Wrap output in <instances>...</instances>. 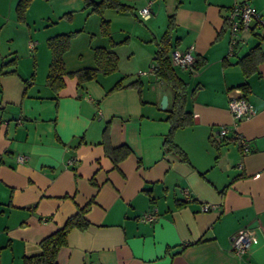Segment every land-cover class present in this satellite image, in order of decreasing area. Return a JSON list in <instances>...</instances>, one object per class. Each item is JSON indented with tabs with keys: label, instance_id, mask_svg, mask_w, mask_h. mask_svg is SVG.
<instances>
[{
	"label": "crops",
	"instance_id": "crops-1",
	"mask_svg": "<svg viewBox=\"0 0 264 264\" xmlns=\"http://www.w3.org/2000/svg\"><path fill=\"white\" fill-rule=\"evenodd\" d=\"M17 1L0 0V264L40 254V241L89 202V226L67 235L56 264H264V28L240 31L229 54L226 21L240 3L264 17V0H121L133 11L101 16L84 0H31L22 20ZM169 23V60L191 114L171 135L179 152L165 143L172 91L152 69ZM69 34L67 71L93 67L96 47L115 53L116 70L49 85L48 40ZM255 46L245 74L240 61ZM187 49L199 69L171 61ZM239 96L253 114L235 123L228 102ZM221 126L230 129L222 139ZM106 147L129 152L115 161ZM145 213L155 220L141 221ZM242 230L255 245L236 257L231 240Z\"/></svg>",
	"mask_w": 264,
	"mask_h": 264
},
{
	"label": "trees",
	"instance_id": "trees-1",
	"mask_svg": "<svg viewBox=\"0 0 264 264\" xmlns=\"http://www.w3.org/2000/svg\"><path fill=\"white\" fill-rule=\"evenodd\" d=\"M31 0H18L15 12L18 19L22 20L24 12ZM85 8L90 12L98 13L100 16L106 9L116 11H129L133 9L129 5L124 4L121 0H84ZM168 31L162 37L154 56L153 72L157 79L165 83L172 91L171 104L167 109L166 120L170 123V132L165 140L172 150H177L176 146L171 141L172 132L178 128H183L191 123V114L185 110L187 100L186 83L176 74L169 60V34L171 24L169 23ZM101 35L109 37L108 22L101 18L100 22ZM72 34L56 36L48 40V46L51 50V62L47 76V83L55 88L64 86V76L76 77L78 85H81L87 80L93 79L96 74H110L117 68V57L113 51L106 48H94V66L83 68L74 72L66 70L63 62V55L68 50L70 38ZM114 43H111L113 46ZM259 46H255L251 51L241 59V66L245 72H249L250 61L257 56ZM202 64L195 62L192 69H199ZM252 67V66H251ZM121 83L118 82L114 88H119ZM137 82H132L125 87L136 86ZM245 92L247 85L244 83L239 86ZM115 152L113 149L106 147L107 154L116 161V158H121L129 152L126 147H120ZM179 152V150H177ZM91 203L78 208L77 212L69 217L65 224L51 235L43 238L39 245L41 253L32 256L24 257L22 264H56V257L59 250L66 245L67 235L74 229L84 230L89 226L85 215L90 208Z\"/></svg>",
	"mask_w": 264,
	"mask_h": 264
},
{
	"label": "built area",
	"instance_id": "built-area-1",
	"mask_svg": "<svg viewBox=\"0 0 264 264\" xmlns=\"http://www.w3.org/2000/svg\"><path fill=\"white\" fill-rule=\"evenodd\" d=\"M139 15L142 19H148L150 17V9L145 6L139 10ZM226 21L230 29V46L229 54L234 53L237 45V35L240 31L250 30L252 28L260 27L264 28V20H262L258 11L247 3H240L233 5L226 16ZM32 47V44L29 45ZM171 61L180 70H191L196 62V59L191 49L185 51L174 50L171 52ZM153 69V67H152ZM228 109L232 114L235 123L247 118L253 114V109L250 103L244 96L230 97L228 102ZM230 129L227 126H221L218 130L219 137L226 138L229 135ZM239 147L243 154L248 151L247 143L245 139L236 138ZM24 156H17L16 162L22 163ZM182 193L188 198V192L186 189L182 190ZM215 205L206 204L202 206L203 211L213 210ZM155 215L145 213L141 217V221H153ZM255 245L254 234L249 230H242L233 235L231 240V252L236 257H240L242 254L247 252L251 247Z\"/></svg>",
	"mask_w": 264,
	"mask_h": 264
},
{
	"label": "water",
	"instance_id": "water-1",
	"mask_svg": "<svg viewBox=\"0 0 264 264\" xmlns=\"http://www.w3.org/2000/svg\"><path fill=\"white\" fill-rule=\"evenodd\" d=\"M160 105H161V108H165L166 107V105H167V98H166V96H163Z\"/></svg>",
	"mask_w": 264,
	"mask_h": 264
},
{
	"label": "rangeland",
	"instance_id": "rangeland-1",
	"mask_svg": "<svg viewBox=\"0 0 264 264\" xmlns=\"http://www.w3.org/2000/svg\"><path fill=\"white\" fill-rule=\"evenodd\" d=\"M262 20H264V17H262Z\"/></svg>",
	"mask_w": 264,
	"mask_h": 264
}]
</instances>
